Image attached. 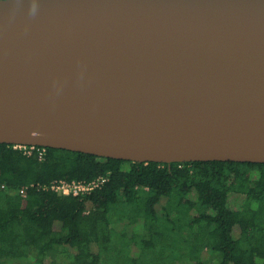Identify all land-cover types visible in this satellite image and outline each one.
<instances>
[{"label":"water","instance_id":"water-1","mask_svg":"<svg viewBox=\"0 0 264 264\" xmlns=\"http://www.w3.org/2000/svg\"><path fill=\"white\" fill-rule=\"evenodd\" d=\"M0 144L264 163V0H0Z\"/></svg>","mask_w":264,"mask_h":264},{"label":"trees","instance_id":"trees-1","mask_svg":"<svg viewBox=\"0 0 264 264\" xmlns=\"http://www.w3.org/2000/svg\"><path fill=\"white\" fill-rule=\"evenodd\" d=\"M101 176L81 197L43 188ZM184 235L189 264H264V163H138L0 144V264H120L126 249L123 264H159ZM62 249L68 262L52 258Z\"/></svg>","mask_w":264,"mask_h":264},{"label":"built area","instance_id":"built-area-1","mask_svg":"<svg viewBox=\"0 0 264 264\" xmlns=\"http://www.w3.org/2000/svg\"><path fill=\"white\" fill-rule=\"evenodd\" d=\"M14 148L22 149L29 155L35 150H38L42 155L46 151V147L41 146L14 145ZM108 180L109 178L106 176H101L91 181H67L61 179L51 183L50 185H45L43 188L47 190L50 189L61 195L81 197L102 187Z\"/></svg>","mask_w":264,"mask_h":264},{"label":"rangeland","instance_id":"rangeland-1","mask_svg":"<svg viewBox=\"0 0 264 264\" xmlns=\"http://www.w3.org/2000/svg\"><path fill=\"white\" fill-rule=\"evenodd\" d=\"M184 237L183 236L179 237V243H178V245H176V248H174V252H173L174 255L169 254L171 252V250H169L168 253H166L162 257V260H160L159 264H189V257L186 255L187 249L185 248V244H184V241L187 238V236L184 235ZM117 247L120 248L121 246L117 245ZM127 250L128 249H126L124 251L122 259L119 260L120 264H123V261H124V263L126 262V255H128V253H129V252H127ZM96 251H97V248H96ZM207 253H209L208 255H210V261H211L212 260L211 259V250L208 249ZM52 258L55 261L60 262V263H62V261L68 262V260H69L68 256H66V253L63 251V249L60 251L59 250L55 251ZM52 258H50V260H52ZM6 264H32V263L30 261H25V262L9 261V262H6ZM48 264H49V262H48ZM133 264H152V262L150 259L147 258L145 261H142L140 263L139 262H137V263L133 262Z\"/></svg>","mask_w":264,"mask_h":264}]
</instances>
